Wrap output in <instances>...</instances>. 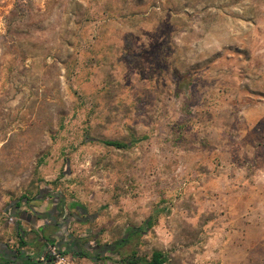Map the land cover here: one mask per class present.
<instances>
[{"label": "rangeland", "instance_id": "rangeland-1", "mask_svg": "<svg viewBox=\"0 0 264 264\" xmlns=\"http://www.w3.org/2000/svg\"><path fill=\"white\" fill-rule=\"evenodd\" d=\"M258 186L264 0H0V241L51 200L90 253L153 216L123 256L264 264Z\"/></svg>", "mask_w": 264, "mask_h": 264}, {"label": "trees", "instance_id": "trees-1", "mask_svg": "<svg viewBox=\"0 0 264 264\" xmlns=\"http://www.w3.org/2000/svg\"><path fill=\"white\" fill-rule=\"evenodd\" d=\"M103 144L107 146H113L115 148H127L131 145V143H124L119 142L116 140H104L102 141ZM24 198V197H23ZM23 198L19 199L18 202H16V207L21 206L22 204H28L29 199H26V202L23 201ZM32 212H34V217L37 219L39 216L38 211L33 209L32 206H30ZM154 224V218L153 216H149L141 225H127L124 228L123 235L120 239L116 240L112 244H105L102 246L97 253H90L87 250L80 249L78 251L74 250L71 246V244L68 242V247L64 249L65 252H70L72 256L74 257H81V258H87L90 259L94 264H96L99 261L102 260H112L118 264H165L167 262V255L163 250L155 249L150 258H141L137 256L136 252L134 250H131L125 256H123V247H125L127 244L134 242L139 237L144 236L147 234L149 229ZM43 239H45L47 242L50 236H42ZM73 238V237H72ZM82 238H73V240H81ZM21 244H26L27 241L24 238L20 239ZM86 243V242H85ZM25 255V264H36L37 258L40 256V254L35 255L29 254L27 252H23ZM34 256L33 259L31 257Z\"/></svg>", "mask_w": 264, "mask_h": 264}, {"label": "crops", "instance_id": "crops-1", "mask_svg": "<svg viewBox=\"0 0 264 264\" xmlns=\"http://www.w3.org/2000/svg\"><path fill=\"white\" fill-rule=\"evenodd\" d=\"M246 188L248 190L254 191L257 188V186L254 184H248ZM258 190L260 191L264 190V187L258 186ZM241 207L242 210H244L242 213V218L244 217L246 221L251 220L252 222L253 220L252 218H250L251 216H254L256 218V221H259L261 219L260 214L264 217V213L261 212L258 206L253 205L252 202L249 200L248 201L242 200ZM66 211L68 212V209ZM14 218L17 220L14 230H15V234L19 237V240L21 238H24L26 241L28 240L29 246L35 248V252H30L29 254H34L35 256L44 251L45 245L48 242L45 239H43L42 236L44 237L50 236L48 241L52 243H57L58 246L63 249H66L68 247V242L70 244L71 242L76 243L75 246L78 248L80 247V249H82L81 240L79 241L72 240L73 238L68 231L70 229L69 225L71 223V220H68V224L66 226L67 228L66 227L61 228L57 225L49 226V223L44 217H40L37 219H35V217L31 219L30 218L26 219L25 217H23V215H17V216L15 215ZM54 238H56V240H53ZM63 239L65 240V242H63ZM0 243H3L4 245L8 246L4 241H0ZM34 256H32L31 259H33Z\"/></svg>", "mask_w": 264, "mask_h": 264}, {"label": "flooded vegetation", "instance_id": "flooded-vegetation-1", "mask_svg": "<svg viewBox=\"0 0 264 264\" xmlns=\"http://www.w3.org/2000/svg\"><path fill=\"white\" fill-rule=\"evenodd\" d=\"M37 216H39L38 218L44 217L49 223V226L57 225L61 228L66 227L70 219V215L68 216V212L64 207L62 205L58 206L57 202L51 200H48L45 204V210L38 211ZM63 242H65L64 239ZM75 244L76 243L71 242L72 248L76 251L80 250V247H76ZM98 251L99 248H96L94 252L97 253ZM0 264H25V255L20 249H15L0 243Z\"/></svg>", "mask_w": 264, "mask_h": 264}, {"label": "built area", "instance_id": "built-area-1", "mask_svg": "<svg viewBox=\"0 0 264 264\" xmlns=\"http://www.w3.org/2000/svg\"><path fill=\"white\" fill-rule=\"evenodd\" d=\"M36 264H81L71 253L65 252L57 243L48 242L37 258Z\"/></svg>", "mask_w": 264, "mask_h": 264}]
</instances>
